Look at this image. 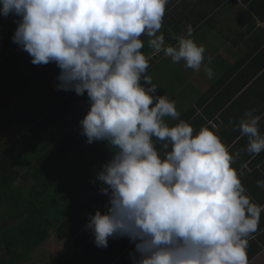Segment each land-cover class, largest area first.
I'll use <instances>...</instances> for the list:
<instances>
[{
    "label": "clouds",
    "instance_id": "1",
    "mask_svg": "<svg viewBox=\"0 0 264 264\" xmlns=\"http://www.w3.org/2000/svg\"><path fill=\"white\" fill-rule=\"evenodd\" d=\"M168 3L0 0V15L20 17L12 40L33 65L60 69L56 90L87 93L90 107L80 121L87 143L111 146L112 159L96 177L108 203L86 225L95 245L127 237L135 244L133 264H248V238L264 207L245 195L232 166L239 154L207 126L195 135L187 122L169 126L164 118L179 116L175 101L157 95L146 75L150 56L141 51L142 35L153 55L163 51L173 63L215 75L191 25L174 37L175 46H165L160 29ZM260 119L246 111L239 122L253 156L264 151Z\"/></svg>",
    "mask_w": 264,
    "mask_h": 264
},
{
    "label": "crops",
    "instance_id": "2",
    "mask_svg": "<svg viewBox=\"0 0 264 264\" xmlns=\"http://www.w3.org/2000/svg\"><path fill=\"white\" fill-rule=\"evenodd\" d=\"M19 20L0 15V159L15 166L13 188L45 193L46 235L29 244V264H133L137 254L129 238H109L108 247L100 248L86 228L90 214L106 209L109 197L101 194L96 177L113 156L106 141L88 144L81 134L80 121L90 107L87 93L56 90L57 65H33L13 42ZM189 25L192 38L206 49L212 79L203 66L194 71L163 51L153 55L149 38L141 37V51L150 56L146 75L156 94L175 101L179 112L165 122H187L194 135L211 128L230 153L239 154L232 166L245 195L264 207V187L257 184L264 181V151L248 153V137L239 130L245 112L252 111L261 117L264 135V0H169L160 29L165 46H175L174 37L186 35ZM161 145L157 140L158 150ZM248 245V264H264V211Z\"/></svg>",
    "mask_w": 264,
    "mask_h": 264
},
{
    "label": "trees",
    "instance_id": "3",
    "mask_svg": "<svg viewBox=\"0 0 264 264\" xmlns=\"http://www.w3.org/2000/svg\"><path fill=\"white\" fill-rule=\"evenodd\" d=\"M14 171V164L0 159V264H28L29 244L42 242L46 235L41 223L46 211L45 193L36 188L32 192L13 188ZM41 187L45 188L43 182Z\"/></svg>",
    "mask_w": 264,
    "mask_h": 264
},
{
    "label": "rangeland",
    "instance_id": "4",
    "mask_svg": "<svg viewBox=\"0 0 264 264\" xmlns=\"http://www.w3.org/2000/svg\"><path fill=\"white\" fill-rule=\"evenodd\" d=\"M0 229H1V231L3 230L2 229V223L0 222ZM21 252H23V250H21ZM3 258L2 257H0V261L2 260ZM14 264H16V263H14ZM17 264H20V263H17ZM28 264H29V262H28ZM38 264H43V262H39Z\"/></svg>",
    "mask_w": 264,
    "mask_h": 264
}]
</instances>
